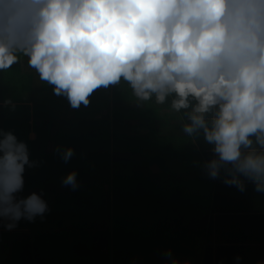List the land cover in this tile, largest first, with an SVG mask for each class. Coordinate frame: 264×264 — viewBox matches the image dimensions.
I'll return each mask as SVG.
<instances>
[{
    "label": "clouds",
    "instance_id": "obj_1",
    "mask_svg": "<svg viewBox=\"0 0 264 264\" xmlns=\"http://www.w3.org/2000/svg\"><path fill=\"white\" fill-rule=\"evenodd\" d=\"M19 54L74 109L121 81L141 103L171 97L176 112L190 109L181 132L212 146L208 176L223 172L224 184L243 192L249 181L264 193V0H0V71ZM57 150L65 162L74 155ZM26 166H35L27 144L0 129V220L8 230L49 211L35 192L17 198ZM76 176L63 184L75 189Z\"/></svg>",
    "mask_w": 264,
    "mask_h": 264
},
{
    "label": "trees",
    "instance_id": "obj_2",
    "mask_svg": "<svg viewBox=\"0 0 264 264\" xmlns=\"http://www.w3.org/2000/svg\"><path fill=\"white\" fill-rule=\"evenodd\" d=\"M27 59L19 54L17 64L0 71V129L13 132L18 140L25 142L30 160L35 163L34 167L26 166L24 188L17 198L35 192L47 202L49 211L31 222L21 219L12 230L5 227L8 221L0 220V264H112L123 258L126 264H160L159 255L165 251L161 244L187 240L190 226H185L184 232L180 224L186 222L187 214L204 209L205 203L183 193L186 188L181 183L169 194L157 196L156 192L149 196L156 190V183H145L144 171L136 161L122 166H133V185H119L120 180L115 177H119L117 170L121 166H117L114 158L120 152L116 147L109 149L111 133H116V129L111 128L102 114V110L110 108V102L94 108L91 103L72 108L65 96L54 94V86L39 80ZM89 99L93 100L92 95ZM5 100L12 103L5 105ZM32 131L34 137L29 136ZM155 135L160 137L157 129L155 134L149 132L147 142H155ZM197 141L205 160L214 158L212 146L202 136ZM68 147L74 149V155L65 162L57 149ZM73 171L77 174L75 189L63 184ZM198 178L200 182L208 178L209 184L212 183L213 199L207 200L206 206L208 213L216 214L211 216L204 233L207 244L201 264H219L226 247L223 244L235 239L226 226H244L250 216L224 214L236 208L232 205L237 200L224 201L228 185L223 183V172L220 178L212 179L203 166ZM208 186L211 191V184ZM194 187L205 188L206 184ZM146 196L151 202L148 205ZM94 210L106 212V227L88 236L86 219ZM118 212L127 217L125 224L130 219L129 212L135 213L137 218L133 222L142 221L144 229L153 228L156 243H143L142 251L125 243L128 248L136 249L126 256L128 248L116 234L121 226Z\"/></svg>",
    "mask_w": 264,
    "mask_h": 264
},
{
    "label": "crops",
    "instance_id": "obj_3",
    "mask_svg": "<svg viewBox=\"0 0 264 264\" xmlns=\"http://www.w3.org/2000/svg\"><path fill=\"white\" fill-rule=\"evenodd\" d=\"M115 86L117 93L110 91L107 98L111 106L108 110H102V114L111 128L116 129V133H111V143L112 147H116L120 152L114 158L118 162L117 166L138 162L144 170L145 183L148 185L156 183L158 186L155 187V192L159 195L171 192L179 183L190 181L192 187L184 186L186 190H183V193L205 203L204 209L198 208L187 214L186 222L180 224L181 229L190 226L187 240L181 243L161 244L165 251L159 255L160 264H169L164 256L168 251L181 262L201 264L202 252L207 244L204 233L211 216L216 214L212 211L208 213L209 206H206L207 200L213 199L212 183L210 191L209 179L200 182L198 178L207 160L201 152L197 138L187 137L181 132L183 125L188 122L186 112L190 109L176 112L171 108L170 97L164 104H157L155 97L141 103L137 101L126 82L121 81L120 85ZM92 98L93 101L97 100V90L92 94ZM156 129L160 137L155 135L156 141L148 143L149 132L153 131L155 134ZM134 140L140 142L136 148ZM196 184H206V187L193 188ZM245 184L243 192L235 186H228L223 195L224 201L236 199L237 202L232 205L236 208L222 213L250 218L244 226H226L235 239L223 244L226 247L222 250L219 264H264V193L256 192L254 184L249 181H245ZM195 237L197 241L194 240ZM237 257H240L239 261Z\"/></svg>",
    "mask_w": 264,
    "mask_h": 264
},
{
    "label": "rangeland",
    "instance_id": "obj_4",
    "mask_svg": "<svg viewBox=\"0 0 264 264\" xmlns=\"http://www.w3.org/2000/svg\"><path fill=\"white\" fill-rule=\"evenodd\" d=\"M110 91H113L115 93H117V89L116 86H110L107 89L104 88H100L97 89V94H98V98L95 101H91L90 103L92 104L91 106H93L92 108L96 107L97 105L99 106L101 103L107 101V98L109 97V93ZM30 137H34L35 136V131L30 132L29 134ZM133 143L134 148L138 147L140 145V142H138L137 140H134ZM112 143L110 142L109 144V149L112 148ZM133 166L130 165L128 168L126 167H121V169L117 170V174L119 175V177L116 175L115 178H118L120 180V182L118 183L120 184H126V183H130V185H133ZM144 171V170H143ZM193 172V171H192ZM190 181H188L187 183H182L183 186L185 187H192V184H189ZM199 185V184H198ZM107 186V185H105ZM158 185L156 184V187ZM156 192L155 190L151 191L150 195H155ZM169 194V192L167 193ZM158 196V194H156ZM169 196V195H168ZM147 199V205L150 204V200L148 198V196H146ZM116 212V211H115ZM130 214V219L128 221V223L125 224V220L127 219V217H125L123 214H121L120 212H118L119 215V220H120V224L121 226L119 228L116 229V234L119 235V238L123 239L124 243L123 245L126 246L125 243H128L129 245L132 244L133 248H136L139 251L144 250L145 248H143L144 244L143 243H156L157 239H155V232L153 228H148V229H144L143 225L144 224L142 221L141 222H133V219L136 220L137 216L135 215V213L133 212H129ZM113 217V216H112ZM86 226L88 227V232L87 235H91L92 232H96V233H100L102 231H104L105 227H106V212L103 210H94L92 211V213L88 214V217L86 219ZM152 239V240H150ZM80 244L82 246H87L86 243H77ZM127 247V246H126ZM140 247V248H138ZM128 248V247H127ZM131 249L128 248V254H126V256L129 255V253H131L132 251H136V249ZM112 264H126V258H123L122 260H116L114 261V263Z\"/></svg>",
    "mask_w": 264,
    "mask_h": 264
}]
</instances>
